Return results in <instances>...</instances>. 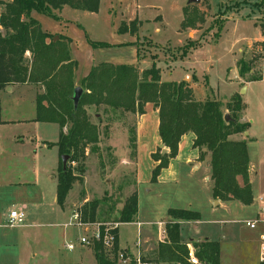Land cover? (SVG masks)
<instances>
[{
  "label": "rangeland",
  "instance_id": "rangeland-1",
  "mask_svg": "<svg viewBox=\"0 0 264 264\" xmlns=\"http://www.w3.org/2000/svg\"><path fill=\"white\" fill-rule=\"evenodd\" d=\"M216 1L212 6L210 0L190 5L204 15L205 23L186 30L181 25L188 0H100L98 9L93 12L65 7L59 13L60 21L40 14H36V19L54 38L59 39L58 35H62L72 40L71 56L78 62L76 86L92 67L128 65L143 72L153 67L156 56L161 63L163 82L173 81L175 75L170 73H179L184 82L194 87L201 100L210 98L228 103L233 96H240L245 105L244 121L250 125L246 137L250 139L252 184L257 194L258 190H264V81L252 82L245 91V83L236 78V62L241 50L244 51L242 56L250 53L253 44L246 46V42L259 41L263 37L257 25L264 24V0H222L218 7ZM2 2L7 1L0 0V8ZM135 20L141 24L136 34L119 32L122 25L130 28V23ZM189 42L198 44L199 49L192 51L193 55L182 57L181 50ZM101 45L107 47H98ZM139 49L147 55L146 59L139 58ZM35 97V92L29 88L0 92V119H35ZM91 116L97 122L99 117L93 112ZM106 119V116L102 117L101 130L109 128L112 135L109 133L102 141V157L89 156L85 179L73 187L63 209L67 215L58 218L56 183L50 179L52 173L57 176L58 149L38 148L36 140L57 141L59 127L26 122L11 125L10 130H0V264H13L20 259L27 264L31 249L37 251L42 247L51 230L63 232L64 227H56V224L69 219L65 228L79 230L70 224L73 213L89 202H100L98 222H118L119 209L134 193L137 182L138 220L146 224L164 223L170 209L200 213L199 225L186 224L181 230L182 237H201L220 243L222 264H257L258 236L245 226L249 211L238 202H226V205L214 208L212 186L205 181L209 171L207 159L199 170H192L194 160L198 159V150L191 146L192 136L184 137L169 170L152 183L154 120L143 123L147 131L135 151L129 138L130 128L136 131L138 117L128 116L108 126ZM16 135L21 138L16 139ZM31 135L33 138H29ZM24 206L27 208L23 225L8 227L10 212ZM121 229L129 236L136 230L125 226ZM204 242L206 240L202 239L188 241L189 250L195 257L198 246ZM140 246L136 245V248ZM62 251L67 258H72ZM135 256L141 257L138 252ZM142 258L152 261L150 255L142 254Z\"/></svg>",
  "mask_w": 264,
  "mask_h": 264
},
{
  "label": "trees",
  "instance_id": "trees-1",
  "mask_svg": "<svg viewBox=\"0 0 264 264\" xmlns=\"http://www.w3.org/2000/svg\"><path fill=\"white\" fill-rule=\"evenodd\" d=\"M6 1L1 3L0 12V90L13 86L37 88L40 93L36 96L34 122L59 127L58 141L47 145L58 149L56 203L60 208H64L74 185L84 181L89 156L97 154L99 158L102 157L101 144L110 133L109 128L101 130L102 117L108 118L107 126L128 116L141 117L148 104L158 111V134L166 151L163 154L158 149L152 154L155 164L152 183L157 182L170 161L177 157L182 138L192 135V148L206 150V153H202V160L209 157L213 198L221 202L236 201L243 206L253 204L247 141L232 139L244 135L250 128L249 123L241 122L245 105L240 96H233L228 103L210 98L199 101L190 84L162 81V70L157 66L159 61L156 56L153 67L143 72L128 65L100 64L92 67L76 86L78 62L71 56V39L59 35V39L54 41V36L44 31L32 15L40 14L60 21L58 14L65 7L93 12L98 9L100 0ZM183 17V30L195 29L205 23L204 15L193 6L183 9ZM130 25L132 28L122 25L119 32L134 35L141 24L135 20ZM262 28L264 38V25ZM198 47L194 42L187 43L181 50L182 57ZM138 51L139 58L146 59L147 55L141 53L140 49ZM236 66L238 76L244 83L263 81L264 41L253 44L250 53L242 56ZM76 87L84 91L77 109L72 100ZM91 112L99 115L97 122L92 120ZM226 115L230 117L228 122ZM130 135L131 146L137 151L134 128H130ZM64 156L68 157L65 166L62 161ZM99 206L97 200L84 205L79 210L82 222L97 223ZM138 208V194L135 192L125 200L117 221L132 223ZM168 218V241L159 245L155 262L190 264L188 245L182 243L180 238V223L200 221L201 216L190 210L170 209ZM114 234L118 238V233ZM91 248L96 264H136L133 257L119 248L118 239L111 252L102 243H94ZM119 253L130 260L120 262ZM196 257L202 264H221L220 244L204 242L198 246Z\"/></svg>",
  "mask_w": 264,
  "mask_h": 264
},
{
  "label": "crops",
  "instance_id": "crops-1",
  "mask_svg": "<svg viewBox=\"0 0 264 264\" xmlns=\"http://www.w3.org/2000/svg\"><path fill=\"white\" fill-rule=\"evenodd\" d=\"M210 1H211V6H212V4H214V0H210ZM221 3H222V0L216 1L217 7ZM187 6H190V5H188V2H187ZM1 8H0V12L2 11ZM32 17L36 19V14H33ZM59 17H60V15H59ZM235 17H237V15ZM242 17H243V15H242ZM183 18L184 17H183V12H182V22H183ZM262 25H264V24L257 25V26L260 27V29L262 31V34H263ZM186 40H187V38H186ZM262 41H264V38L263 37L259 41H253V42L252 41H248V42H246V46H248L250 44H255V43H258V42H262ZM243 53H244V51L241 50V56L237 59V61L242 57V54ZM192 55H190V57ZM157 63H158L157 66L159 67V65L161 63L160 62H157ZM236 64H237V62H236ZM192 68H194V67H192ZM194 71H196V70L194 69ZM77 72H78V70H77ZM77 72H76V76H77ZM170 74H174L175 76H174L173 81H169V82H180V81H183L181 79L179 73H170ZM236 78L238 79V81L240 83H244L239 78V76H238L237 66H236ZM260 82H262V81H260ZM250 84L251 83H245L244 84L245 85L244 86L245 91H246V87L248 88V86ZM191 87L194 90V87L192 85H191ZM22 88H24V89L25 88H29L30 90H32V91L35 92V95L36 96H37L38 92L40 93V91L37 88L29 87V86H13V87L6 88L4 90H0V92H8L9 93V92H13L14 90H19V89H22ZM194 94H195V98L197 100L203 101V100H201L202 98H199L200 96L198 94H196V92H194ZM244 115H245V109H244V111L242 112V115H241V122L248 123V122H245L244 121ZM97 117H99V115H97ZM138 119L139 120H138L137 127H136V133H137V143H136V146H137V149H138V144L142 141L143 134H145L146 131H147V126H143V123L148 124V120L151 119V120H154V123H155V132H153V135L154 136L152 138V141L154 142L153 147H152V150L154 149L155 151H153L152 154H154L155 152H157L158 149H161L162 152H163L165 149L162 146V143H161V140H160V137H159V134H158V129H159L158 111L154 108V106L152 104H148L145 107V114L143 116H141V117H138ZM26 122L27 123L30 122V124L36 125V126H39L40 124H45V123H35L34 122V119L28 120V121H3V120L0 119V130L1 129L10 130V128L12 127L11 125H15L16 123L17 124H21V123L23 124V123H26ZM27 125H29V124H27ZM112 131L114 132L115 130L112 129ZM110 134L112 135L111 132H110ZM187 136H189V135H187ZM190 136H192V135H190ZM248 136H249V130H248ZM31 137H32V135L29 136V138H31ZM15 138L16 139H20L21 136L16 135ZM23 138H25V137H23ZM58 138H59V134H58ZM115 139L116 138L114 137L113 140H112L113 147H114V144H115L114 143L115 142ZM183 139H184V137L182 138V140ZM232 139H234V140H246L247 141V146H248V141H250V139H248L244 135L234 136V137H232ZM193 140H194V137L192 136L191 146L193 145ZM57 141H58V139H57ZM57 141L50 142V141H44L42 139L36 140L37 147L38 148H46V149H51V148L48 147L47 144H49V143H52L53 144V143H56ZM101 147H102V144H101ZM53 148H56V147H53ZM203 152L206 153V150L205 149H203L202 151L198 150V153H197L198 159L202 156V153ZM248 152H249V150H248ZM249 157H250V155H249ZM198 159L194 160V163H193V166H192V170H194V171L199 170V168H201L202 164H204L203 162L207 159V163L206 164H207V167H208L209 171L205 175V181L211 183V186L213 188V183L211 181V170H210V165H209V157L207 156L205 160H202V158H201V160H198ZM171 165L172 164L170 163L169 166H168V168L165 169L161 173V175H160L161 177L163 176V174L166 171L169 170V168L171 167ZM136 166H138V163L136 164ZM153 168H155L154 162H153ZM57 169H58V166H57ZM57 169L55 171H57ZM254 172H256V171L254 170ZM52 174L50 176V179H51V181H53V182L56 183V189H57V178L55 176V173H52ZM253 174L254 173H253V170H252V161H251V157H250L249 176H250V183H251V186H252V192H253L254 202H253V204L251 206H243V205H241L239 203L242 207H244V209H246V210L249 211L248 218L246 219L247 221H254V220H256L259 217V214H260V211H261V203L264 202V190L263 189H260V190H258V193L256 194V190L254 188V185L252 184V182H253L252 181ZM161 177H159V178H161ZM239 183H240V185L243 184V181H242L241 178L239 179ZM74 187H75V185H74ZM135 192H137V194H138V182L136 183V190L134 191V193ZM70 193L68 195V198H67L66 202H68ZM138 201H139V197H138ZM217 201H218V203H216ZM230 202H236V201H230ZM212 204H213L214 208H217V207H220L222 205H226V202H221L219 200H215L213 198V195H212ZM122 207L119 210H121ZM26 208H27L26 206L22 207V209L24 210V212H25V209ZM63 209L64 208H60L58 206V212L56 213L57 218H58V216L60 217V215H62V216H66L67 215L64 212ZM138 215H139V208H138V214L136 215V217H135V219H134V221L132 223H129V224H122V223H120V226H119L118 231H117L118 232V245H119V248L122 251H125L129 256H131L133 258H140V260L142 262H144L145 264H177V263H157V262H155L156 259H157L159 245L160 244H166V242L168 241L166 225L169 222V218L164 223L160 222L158 224H146V223L141 222L140 220H138ZM68 220L67 221H64V222H62L60 224H56L55 225L56 227L57 226H63L64 227V230H63L62 233L57 232V231L56 232H53L51 230L48 233L47 238H46L47 240L45 241V243L43 244V246L40 247L37 251L31 249L29 259L28 260L24 259V260H26V262H28L30 264H96V261H95V257H94V253H93L92 248L83 247V246H80V245L77 244L78 243V239H79V237L81 235H83V232L81 230H77L75 228L72 229V230H70V229L68 230V229L65 228L64 224H66V222H68ZM200 221H201V218H200ZM200 221H196V222H182V223H180V238H181V242L184 243V244H187L188 245V248H190V246H191L188 243V241H190L192 239H202V240H206V241H211L210 239L201 238V237H199V238H191V237L184 238V237H182V234H181L182 231L181 230H182V228L186 224H189L191 227L192 226L193 227H197L199 225ZM247 221H245V222H247ZM124 226L125 227H132V228L134 227V228H136V230L134 229V232H135L134 235H131L132 233L130 232V235L132 236V238H131V236H129V234H127L128 232H122V229L121 228L124 227ZM163 230H165L166 233H164ZM253 231L258 236V255H259V248H260V243H261L260 242L261 241L260 236H261L262 233H264V225H259L258 228L256 230H253ZM158 240L160 242H158ZM69 243L76 244V248L72 252L68 251V249L66 248L67 244H69ZM136 245H141V246L139 248H136ZM62 249L65 250L66 252H68L72 258H70V259L67 258L66 257V254H64V252L62 251ZM137 252L141 255V257H136L135 256ZM142 254H144V255H150L151 256L150 260H152V261H149L148 262L147 260H144L142 258ZM132 255H134V256H132ZM222 258H223V251H222V246L220 244V263L221 264H222ZM21 260L22 259H20V261H18L16 263H13V264H24L23 261H21ZM260 263L261 262L258 259L257 264H260Z\"/></svg>",
  "mask_w": 264,
  "mask_h": 264
},
{
  "label": "built area",
  "instance_id": "built-area-1",
  "mask_svg": "<svg viewBox=\"0 0 264 264\" xmlns=\"http://www.w3.org/2000/svg\"><path fill=\"white\" fill-rule=\"evenodd\" d=\"M25 221V212L23 209L13 210L10 212L8 217L7 225L10 228H16L23 225ZM72 226H76L79 230L83 232L78 239V245L91 248L94 243H102L103 247L111 252L114 249L116 240L118 239L114 232L118 231L120 226L119 222L113 223H100L89 224L82 222L79 210L73 213L72 221L70 222ZM259 225H264V202L261 203V211L259 217L254 221L245 222V226L251 230H256ZM166 233L165 230H163ZM118 233V232H117ZM261 243L259 248V260L264 263V233L261 234ZM66 248L68 251L72 252L76 248V244L69 243ZM136 264H145L140 260V258H133ZM118 260L122 263L128 262L130 259L126 257L123 253H119ZM189 263L190 264H202L194 256L193 251L189 250Z\"/></svg>",
  "mask_w": 264,
  "mask_h": 264
},
{
  "label": "water",
  "instance_id": "water-1",
  "mask_svg": "<svg viewBox=\"0 0 264 264\" xmlns=\"http://www.w3.org/2000/svg\"><path fill=\"white\" fill-rule=\"evenodd\" d=\"M201 1H202V0H188V5H197V4H199ZM57 39H58L57 37L54 38V40H57ZM83 94H84V91H83L82 88H80V87H76V88H75V90H74V94H73V98H72L75 109L78 108L79 102H80V100H81ZM225 120H226L227 122L230 120L229 115H226ZM247 135H248V132H246V133L244 134L245 137H246ZM162 153L165 154L166 151L164 150ZM62 161H63V164H64V166H65L66 163H67V161H68V157H66V156L62 157ZM216 203H218V201H217Z\"/></svg>",
  "mask_w": 264,
  "mask_h": 264
}]
</instances>
